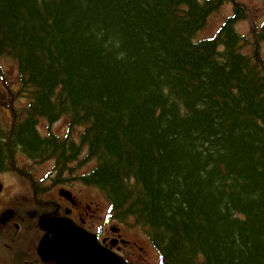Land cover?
<instances>
[{
  "label": "trees",
  "instance_id": "16d2710c",
  "mask_svg": "<svg viewBox=\"0 0 264 264\" xmlns=\"http://www.w3.org/2000/svg\"><path fill=\"white\" fill-rule=\"evenodd\" d=\"M226 2L0 0V57L28 100L11 134L0 123V171L22 172L18 150L58 177L91 162L79 179L164 264H264V66L240 52L244 7L197 39ZM61 118L64 137L39 132Z\"/></svg>",
  "mask_w": 264,
  "mask_h": 264
},
{
  "label": "rangeland",
  "instance_id": "374dc122",
  "mask_svg": "<svg viewBox=\"0 0 264 264\" xmlns=\"http://www.w3.org/2000/svg\"><path fill=\"white\" fill-rule=\"evenodd\" d=\"M233 1L234 2L230 1V3H225L223 6H221L219 12H214L213 16L208 20L205 30L200 32V34L197 36V39H205L214 36L225 24V20L227 21L229 18L235 17V4L238 7H244L242 8V15L244 19L238 22L235 29L239 32L237 33L240 36L246 37L247 39L240 44V52L252 60L260 59L264 66V41L261 40L259 41V45H256L257 35L264 26V0ZM256 32L257 34L255 35ZM0 71L4 75V84L6 85V89H4L0 81V117L3 125L8 126L14 110H22L27 106L28 101L20 94V81L16 63L9 58H4L0 63ZM7 108L8 110H6ZM45 124L47 125L45 121H41L39 126L43 134L46 133ZM68 126L67 119L62 118L60 121L54 124L52 131L60 137H64L67 133ZM21 156L22 155H17V158L19 159V163L22 166V170L31 172L33 174L34 179L37 180V187L45 188L46 185H49L52 177L55 176V173H53L54 163L52 161H46L38 164L37 162L23 158ZM77 167L78 166L76 165H72L71 167L74 169L72 174L74 177L89 172L93 167V163L89 162L79 168ZM66 177H68V175H66ZM1 179L6 180L9 185H14L11 186V190L9 188L7 191H10V194H14L16 198H18V200L23 204L22 207L24 209H31L34 206L30 185L28 182L23 180L21 176H17L15 173L0 174V181ZM6 181L5 183H7ZM72 187L74 188V191L79 199L81 201L86 200L89 202V205L92 207V209H94L93 206H97L96 202L100 204V207H102L100 213L101 219L95 220V224H101L94 227L98 233L102 234V232L109 230L111 226L120 227L123 229L124 238L137 244V247L133 252V258H137L140 261L147 260L149 261V264H158L156 254L149 251L148 249H145L150 248L154 250L148 238L141 229L134 226H124L123 224L114 221L112 219V215L111 218L108 219V202L100 192L85 187L81 183H75V185ZM96 193H98L100 199H96ZM44 202H48L45 200V197ZM20 206L21 205H19V207ZM89 214H91V212ZM131 219L132 218H129L126 221H130ZM139 248H144V251L146 252L139 251Z\"/></svg>",
  "mask_w": 264,
  "mask_h": 264
},
{
  "label": "flooded vegetation",
  "instance_id": "af4514ba",
  "mask_svg": "<svg viewBox=\"0 0 264 264\" xmlns=\"http://www.w3.org/2000/svg\"><path fill=\"white\" fill-rule=\"evenodd\" d=\"M65 189L72 190L76 198L73 204L65 198H56V191L53 190L45 195V199L49 200L53 207L31 209H24L23 204L14 194H10V191L0 192V264H59L56 260H45L40 254L42 238L46 235L40 227L42 220L67 215L78 228L94 233L93 228L99 224H95L94 219L97 212L98 219H101V208L92 209L86 200L81 201L73 187ZM90 210L93 215L89 214ZM2 218L9 219L2 224ZM96 237L106 249H112L124 258L127 257L121 247V236L114 234L112 229L99 233Z\"/></svg>",
  "mask_w": 264,
  "mask_h": 264
},
{
  "label": "water",
  "instance_id": "95a60500",
  "mask_svg": "<svg viewBox=\"0 0 264 264\" xmlns=\"http://www.w3.org/2000/svg\"><path fill=\"white\" fill-rule=\"evenodd\" d=\"M84 249H82L80 251V253L78 255H82V256H103L106 257V255L104 253H102L98 247H96L95 245H91V247H89L83 254ZM81 263H85L83 261L80 262ZM96 264H110V260L106 257L105 261H101L99 260V262H95Z\"/></svg>",
  "mask_w": 264,
  "mask_h": 264
}]
</instances>
